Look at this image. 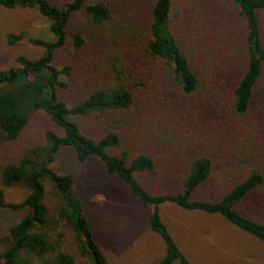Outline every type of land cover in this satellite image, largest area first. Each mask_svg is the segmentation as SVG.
I'll return each instance as SVG.
<instances>
[{"label": "rangeland", "instance_id": "1", "mask_svg": "<svg viewBox=\"0 0 264 264\" xmlns=\"http://www.w3.org/2000/svg\"><path fill=\"white\" fill-rule=\"evenodd\" d=\"M50 1L60 6L70 0ZM101 1L112 8V19L104 27L96 28L84 9L70 17L66 44L56 51L54 59L56 67L71 68L70 75L62 77L67 86L59 89V97L71 107L99 86L113 83L110 64L115 67L116 63L134 94V104L125 112L71 116L82 132L99 140L116 131L120 144L109 153L127 154L128 158L138 153L150 156L154 170L136 177L153 195L180 191L191 160L198 156L213 162L211 176L194 194L198 200L219 199L253 167L264 175V78L249 114L237 117L232 111V91L243 54L244 25L238 19L237 7L225 0H200L182 8V17L171 12L173 31L197 56L193 68L201 79L198 91L185 95L166 74L163 63L150 56L144 46L129 38L125 43L115 41V28L118 33L127 29L133 36L150 19L152 0H136L137 5L124 10L121 3L132 0H85V5ZM48 26L36 9L0 7V70L14 66L18 56L37 59L43 54L42 48L26 40L9 46L8 34L51 41ZM227 32L234 36L225 44ZM75 33L85 42L79 51L72 45ZM47 131L61 134L44 112H35L18 141L0 144V167L17 161L27 149L43 145ZM52 166L59 173L75 176L76 192L85 203L95 239L109 264H156L163 256L164 245L148 225L153 208L133 196L117 176L108 174L98 158L80 163L71 149L64 148ZM50 188L46 183L48 195ZM0 189L12 203L22 202L28 194L21 186L4 188L0 183ZM50 197L46 201L49 206L54 204ZM237 210L264 223V185L249 193ZM26 212L0 210V252L9 228ZM160 214L182 252L195 264H264V245L220 216L184 211L175 205L161 206ZM78 264L85 263L79 260Z\"/></svg>", "mask_w": 264, "mask_h": 264}, {"label": "trees", "instance_id": "2", "mask_svg": "<svg viewBox=\"0 0 264 264\" xmlns=\"http://www.w3.org/2000/svg\"><path fill=\"white\" fill-rule=\"evenodd\" d=\"M197 1L200 0H184L180 3L176 0H152L150 19L141 24L132 33L133 36L128 35L127 29L123 30L124 33H118L115 28V41L125 43L129 38L144 46L150 56L163 63L166 74L185 95L196 93L201 79L193 68L197 56L189 45L184 46L173 31L171 12L174 10L177 12L175 16L182 17L185 13L182 8H190ZM225 1L237 7L238 19L244 25L241 38L242 67L232 91V111L235 116L244 117L251 111L264 78V0ZM121 4L123 10L137 5L136 0ZM0 7L8 10L36 9L47 20L49 32L53 36L51 41L26 38L23 34H8L6 37L9 46L26 40L42 48L43 54L37 59L18 56L14 66L0 70V144L18 141L31 116L37 111L44 112L61 130V134L47 131L43 145L27 149L17 161L7 162L0 167V183L4 188L21 186L28 190L22 202L12 203L5 200L4 192L0 189V210H27L3 238L0 264H78L79 260L85 264H109L95 239L85 203L76 192L75 176L59 173L52 166L64 148L71 149L80 163L89 158H98L108 174L117 176L133 196L153 208L148 221L149 229L164 245V254L156 264H195L182 252L162 220L160 207L163 205L220 216L232 227L264 245V223L237 210L238 204L249 193L264 185V175L257 168L253 167L219 199L198 200L194 194L209 179L213 169L209 157L198 156L191 160L180 191L153 195L146 191L136 177V174L154 170L155 162L150 156L144 153L132 158H128L127 154L113 155L108 150L120 144V136L116 131L94 140L85 135L78 123L71 119V116L125 112L134 104V94L128 88L122 69L116 68V63L115 67L110 64L115 74L113 83L99 86L71 107L59 97V89L67 86L62 77L69 76L71 68L56 67L54 59L56 51L66 44V27L71 15L84 9L91 23L96 28H102L112 19L109 4L101 1L85 5V0H70L58 6L50 0H0ZM129 15L134 19L133 13ZM233 36L227 32L223 42L227 44ZM84 44L79 33L72 35L75 50H82ZM100 51L101 54L106 52L105 49ZM46 183L51 187L49 195L54 202L51 206L46 202L49 198Z\"/></svg>", "mask_w": 264, "mask_h": 264}]
</instances>
